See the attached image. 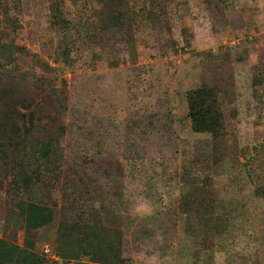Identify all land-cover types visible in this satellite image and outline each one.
Segmentation results:
<instances>
[{
	"label": "rangeland",
	"instance_id": "obj_1",
	"mask_svg": "<svg viewBox=\"0 0 264 264\" xmlns=\"http://www.w3.org/2000/svg\"><path fill=\"white\" fill-rule=\"evenodd\" d=\"M215 1L173 0L167 8L170 35L165 30L154 35L147 24L136 29L135 62L114 33L103 45L81 40L79 61L67 69L53 63L63 37L50 24L51 0H5L10 20L0 13V38L6 44L14 38L29 54L18 56L16 66L0 64V75L20 80L47 63L57 70L49 79L60 89L54 98L44 95L33 137L58 139L59 169L44 172L33 191L22 189L16 197L8 193L13 177L0 165V237L9 232L6 226L13 231L10 216L18 198L31 193L42 204L57 205L53 224L37 241V251L55 261L59 222L73 221L85 209L106 220L121 217L125 256L132 264H264V201L254 193L264 184V96L255 99L253 86L254 65L264 68V0ZM12 21L20 26L14 34ZM225 45L247 48L249 59L235 65L236 96L224 105L236 159L210 174L209 187L224 204L229 227L206 251L179 212L184 183L203 179L210 164L211 138L192 131L186 92L204 78L199 54ZM19 175L22 182L27 171ZM23 239L19 230L18 243Z\"/></svg>",
	"mask_w": 264,
	"mask_h": 264
},
{
	"label": "trees",
	"instance_id": "obj_2",
	"mask_svg": "<svg viewBox=\"0 0 264 264\" xmlns=\"http://www.w3.org/2000/svg\"><path fill=\"white\" fill-rule=\"evenodd\" d=\"M172 1L86 0L88 4H82V0H70L75 9L73 13L65 0H51L50 24L63 37L53 63L72 69L79 61V55L75 53L80 48L81 40L103 45L114 33L123 40L122 44L135 62L136 29L147 24L152 26L154 35L159 34L160 30L170 35L172 26L167 18V8ZM216 1L222 5L229 2ZM8 7L5 0H0V13L6 21L10 20ZM19 8L14 7V10L19 13ZM19 27L18 22L12 21L13 34ZM27 54L26 48L16 45L14 38L7 44L0 38V64L16 66L18 56ZM199 55L203 56L204 78L199 87L186 92V100L192 131L210 135V164L203 179L200 176L190 177L191 180L184 183L179 212L187 226L186 230L200 238L203 250L207 251L215 246V237L221 236L229 227L230 216L224 204H218L215 190L209 187L213 182L210 174L216 172L224 162L236 159V155L231 156L224 105L230 96H236L235 65L249 59V52L247 48L239 51L232 45H225L216 52L203 51ZM254 69L257 70L253 78L254 98L261 100L264 96L260 93L264 89V68L256 64ZM40 70L35 74L27 72L20 76V80L15 79L16 82L10 81L7 75H0V165L13 177L8 193L16 197L22 193V189L33 191V185L40 182L44 172L52 175L59 169V154L54 151V143L58 139L33 137L37 130L35 115L44 95L54 98L60 89L49 79L51 74L57 72L51 63ZM58 97L60 101L64 99L63 94ZM61 127L60 131H63ZM254 150L258 152L259 148L255 147ZM243 155L246 156L245 153ZM21 171H27L26 177L21 178L22 182L19 178ZM254 193L264 201V184L258 186ZM26 194L27 198H18L10 216L14 221L13 231L6 226L5 233L9 230V234L0 237V264H132V259L125 256V229L121 217L106 220L96 210L88 212L84 209L77 219L59 222L52 251V256H56L58 261L49 259L44 253L40 254L37 251L40 231L53 224L57 205L54 203L51 207L42 204L34 200L31 193ZM10 219H7L8 225ZM19 230L24 231L23 244L17 240Z\"/></svg>",
	"mask_w": 264,
	"mask_h": 264
}]
</instances>
